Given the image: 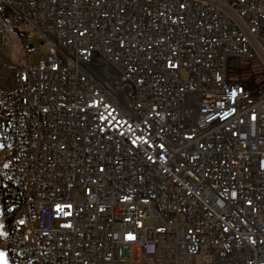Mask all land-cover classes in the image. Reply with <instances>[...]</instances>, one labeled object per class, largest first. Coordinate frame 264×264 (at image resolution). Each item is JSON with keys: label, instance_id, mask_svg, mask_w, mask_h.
<instances>
[{"label": "built area", "instance_id": "built-area-1", "mask_svg": "<svg viewBox=\"0 0 264 264\" xmlns=\"http://www.w3.org/2000/svg\"><path fill=\"white\" fill-rule=\"evenodd\" d=\"M0 18L23 51L1 104L8 264H264V87L229 68L264 78V0H0Z\"/></svg>", "mask_w": 264, "mask_h": 264}, {"label": "rangeland", "instance_id": "rangeland-1", "mask_svg": "<svg viewBox=\"0 0 264 264\" xmlns=\"http://www.w3.org/2000/svg\"><path fill=\"white\" fill-rule=\"evenodd\" d=\"M29 33L31 36L34 34L38 35L37 40L29 38V43L36 45L38 41L43 40L37 30L32 29ZM37 59L38 56H36L34 52L27 55L28 63L35 64ZM22 61L23 51L20 47V41L16 30L10 28L0 18V107L1 104L7 101L10 97L8 92L12 87V73L15 68L20 66ZM229 68L230 71L236 74L237 78L253 79L259 76L256 82L260 83V85L264 87V78L261 76L262 67L260 65L251 62L239 61L236 64H231ZM80 197V193L77 192V198L79 199ZM2 216L3 210L0 204V253H3V264H8L7 235ZM122 260L123 264H146L150 261V259L146 258L143 254L137 252L136 250H133L130 256L125 257ZM133 261L136 262L134 263Z\"/></svg>", "mask_w": 264, "mask_h": 264}, {"label": "crops", "instance_id": "crops-1", "mask_svg": "<svg viewBox=\"0 0 264 264\" xmlns=\"http://www.w3.org/2000/svg\"><path fill=\"white\" fill-rule=\"evenodd\" d=\"M12 89H13V81H12V87H11V90L8 92V94H12ZM10 98V97H9ZM2 120V114L0 116V121ZM2 143V140H1V135H0V144ZM3 154H4V150H3V144H1V149H0V162L2 161L3 159Z\"/></svg>", "mask_w": 264, "mask_h": 264}, {"label": "snow or ice", "instance_id": "snow-or-ice-1", "mask_svg": "<svg viewBox=\"0 0 264 264\" xmlns=\"http://www.w3.org/2000/svg\"><path fill=\"white\" fill-rule=\"evenodd\" d=\"M233 95H235V93H233ZM45 111H47V110H45ZM109 115H111V113H109ZM252 118H253L254 120L256 119L255 116H253ZM133 143H135V141H133ZM150 159H151V157H150ZM128 239H129V240H132V239H134V237L129 236ZM0 264H3V253H0Z\"/></svg>", "mask_w": 264, "mask_h": 264}, {"label": "trees", "instance_id": "trees-1", "mask_svg": "<svg viewBox=\"0 0 264 264\" xmlns=\"http://www.w3.org/2000/svg\"><path fill=\"white\" fill-rule=\"evenodd\" d=\"M3 112V109L0 107V116H1V113ZM2 208V206H1ZM4 221V220H3Z\"/></svg>", "mask_w": 264, "mask_h": 264}]
</instances>
